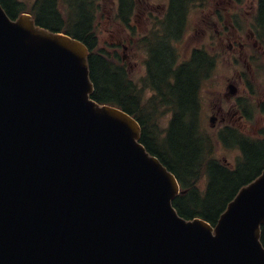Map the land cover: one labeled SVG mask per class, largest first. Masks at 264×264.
Masks as SVG:
<instances>
[{"label": "water", "instance_id": "obj_1", "mask_svg": "<svg viewBox=\"0 0 264 264\" xmlns=\"http://www.w3.org/2000/svg\"><path fill=\"white\" fill-rule=\"evenodd\" d=\"M87 59L0 4V264H264V170L214 226L180 217L176 178L92 99Z\"/></svg>", "mask_w": 264, "mask_h": 264}, {"label": "trees", "instance_id": "obj_2", "mask_svg": "<svg viewBox=\"0 0 264 264\" xmlns=\"http://www.w3.org/2000/svg\"><path fill=\"white\" fill-rule=\"evenodd\" d=\"M96 1L36 0L29 7L20 0H0V3L11 18L29 12L37 24L65 32L85 43L90 52L92 97L100 103L122 108L138 121L140 142L178 180L182 192L173 200L178 214L184 218L198 216L214 225L240 187L264 169V134L252 138L234 126H225L217 139L224 146L237 149L239 155L232 167L215 156L214 140L201 130L199 121V89L209 77L215 59L199 48L177 64L174 43L184 28L179 25L182 0H171L174 11L165 18L171 21L168 27L157 28L142 39L150 51L143 84L155 91L147 100L142 99L141 90L136 88L127 70L119 62H112L109 51L99 46L92 22ZM59 6L70 9L60 11ZM131 10V0H121L118 16L125 24ZM257 33L261 36L259 28ZM260 110L264 113V101ZM166 114L170 117L162 123ZM260 240L264 246V227Z\"/></svg>", "mask_w": 264, "mask_h": 264}, {"label": "rangeland", "instance_id": "obj_3", "mask_svg": "<svg viewBox=\"0 0 264 264\" xmlns=\"http://www.w3.org/2000/svg\"><path fill=\"white\" fill-rule=\"evenodd\" d=\"M21 1L28 6L32 2V0ZM166 1L135 0L136 12L131 18V25L134 28L133 32L118 20L117 0H98L97 2L93 28L96 32L99 46L108 50L111 57L126 67L130 78L134 82L145 74V52L136 43V36L141 37L149 31L151 26L145 22V18L157 15L154 8ZM202 1L204 3L203 6L199 7L197 5L198 7L189 11L184 34L181 40L175 44L177 60H186L194 47H204L214 56L215 65L212 73L202 82L199 90L200 128L213 138L215 156L233 164L238 155L237 149L223 146L217 139L218 129L224 123L230 121L229 117L224 115L226 121H220V117L216 114L217 118L213 123H210L209 118L213 113L215 114L219 104L224 111L227 109L228 104L223 97V91L227 86V79L234 76L236 85L239 88L237 95L240 94L236 110H238V114L242 113L244 118L239 121H230L232 122L231 125L247 136L252 137H258L260 132L264 131V114L259 111L257 104L264 99V47L255 48L250 43L247 49L251 51V55L246 60L230 54L227 47L228 41L222 35V28L208 27L207 24L200 22L202 19L208 20L209 18L203 8L208 5L214 6L213 0ZM251 1L253 0H246L247 3H251ZM147 8H153L155 12L146 11ZM239 29L244 34L249 30L253 31L250 23L240 25ZM216 30L219 31L218 35ZM233 72L237 75H234ZM148 95V92H146V97ZM241 106L247 107V112H243ZM245 114L249 117L247 118ZM168 117L169 115H164L161 122L165 123Z\"/></svg>", "mask_w": 264, "mask_h": 264}, {"label": "flooded vegetation", "instance_id": "obj_4", "mask_svg": "<svg viewBox=\"0 0 264 264\" xmlns=\"http://www.w3.org/2000/svg\"><path fill=\"white\" fill-rule=\"evenodd\" d=\"M168 3L165 4L160 3L157 5L156 12L157 15L153 17H146L145 22L149 24V26L159 27V26H169L171 21H165L163 17L174 10L171 8L170 0H167ZM187 0H183V5L186 4ZM192 1V0H191ZM214 6H206L203 8V11L207 13L209 16L208 20H200L201 23L207 24L208 27L214 28H222V35L228 41L227 47L228 52L238 57L239 59H244L251 55V51L247 48L249 44L255 48H261L257 37L254 31L249 30L247 33H242L241 29H239L240 25L251 24V27L254 26L260 29L261 36L260 38H264V0H253L251 3H247L246 0H213ZM137 3V2H136ZM203 1L198 0L195 7L203 6ZM198 5V6H197ZM151 7V6H150ZM153 8H147L146 11L155 12ZM172 16L173 13H172ZM217 35L219 31L216 30ZM257 38V39H256ZM259 40V39H258ZM236 72V71H235ZM233 72L234 75H237ZM239 76V74H238ZM227 82V86L223 91V97L228 104L227 109L224 111L222 106L219 104L215 111L216 114L220 117V121H226L224 115L229 117L230 121L233 120H243L244 115L238 114L237 104L239 103L240 94L239 88L236 85L235 77H229ZM228 85H233L231 88L234 89V93L231 94ZM235 109V110H234ZM213 117V118H214ZM227 121L228 123H232Z\"/></svg>", "mask_w": 264, "mask_h": 264}]
</instances>
